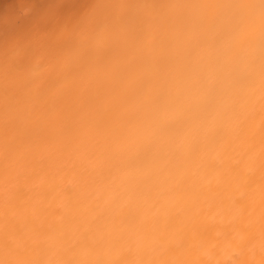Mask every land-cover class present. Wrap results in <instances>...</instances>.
Listing matches in <instances>:
<instances>
[{"label":"clouds","instance_id":"1","mask_svg":"<svg viewBox=\"0 0 264 264\" xmlns=\"http://www.w3.org/2000/svg\"><path fill=\"white\" fill-rule=\"evenodd\" d=\"M13 9L0 264H264V0Z\"/></svg>","mask_w":264,"mask_h":264},{"label":"bare ground","instance_id":"2","mask_svg":"<svg viewBox=\"0 0 264 264\" xmlns=\"http://www.w3.org/2000/svg\"><path fill=\"white\" fill-rule=\"evenodd\" d=\"M5 1L8 2V7L10 9H7V13L3 14L2 16H7V15H11L14 11L13 9V3H14V0H2L3 3H5ZM2 6V4H0V7ZM2 9V8H1ZM2 11V10H1ZM0 11V15L2 14V12Z\"/></svg>","mask_w":264,"mask_h":264},{"label":"rangeland","instance_id":"3","mask_svg":"<svg viewBox=\"0 0 264 264\" xmlns=\"http://www.w3.org/2000/svg\"><path fill=\"white\" fill-rule=\"evenodd\" d=\"M0 4H2V6L0 7V11L2 12V14L1 15H3V14H5V13H7V9H10L9 7H8V2L7 1H5V3H0ZM2 8V9H1Z\"/></svg>","mask_w":264,"mask_h":264}]
</instances>
